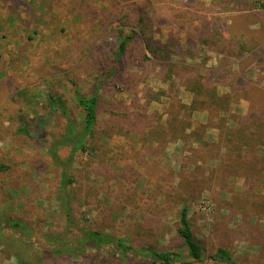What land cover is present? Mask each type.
Instances as JSON below:
<instances>
[{
    "label": "rangeland",
    "instance_id": "1",
    "mask_svg": "<svg viewBox=\"0 0 264 264\" xmlns=\"http://www.w3.org/2000/svg\"><path fill=\"white\" fill-rule=\"evenodd\" d=\"M245 2L250 7L241 10ZM262 6L264 0H0V264H16L4 244L16 237L3 225L12 217L40 234L60 233L62 242L85 229L135 248L177 250L184 204L209 255L193 264H215L210 255L220 248L235 264H264V145L256 136L264 134V69L251 62L245 74L256 90L237 95L219 86L214 105L188 90L184 78L168 79L166 61L212 68L221 62L220 43L227 51L263 44ZM120 30L137 34L106 89L116 107L100 113L93 143L68 169L71 195H60L61 169L42 146L12 131L20 115L48 116L49 138L62 135L69 120L81 131L75 92L90 95L102 67L110 70ZM151 90L164 92L146 108L152 117L127 133L109 112H142ZM49 93L63 96L67 115L58 109L50 116ZM194 104V115L181 110ZM16 244L23 257H35L32 246ZM110 249L91 263L38 264H122Z\"/></svg>",
    "mask_w": 264,
    "mask_h": 264
},
{
    "label": "trees",
    "instance_id": "2",
    "mask_svg": "<svg viewBox=\"0 0 264 264\" xmlns=\"http://www.w3.org/2000/svg\"><path fill=\"white\" fill-rule=\"evenodd\" d=\"M246 3V7H241V10H246L250 5ZM264 8V6H262ZM257 8V7H256ZM124 31H119V40L117 49L114 51L110 70L107 68L101 69V74L96 77L90 95H86L83 92L77 90L75 92V100L78 107L83 114L81 131L75 130V124L69 120L66 130L62 135H56L50 137L44 132L43 123L48 116H38L37 118H28L25 115L18 117V124L12 131V135L21 136L30 140L32 143L42 146L47 156L57 169H61L60 182H59V194H64L70 197L71 192L67 187L72 184V178L69 175L68 169L70 164L77 161L78 154L86 151L88 143L91 146L93 143L96 127L99 124L100 113H108L105 106L116 107L114 101H107L108 98H104L109 81L120 72V66L126 53H128L130 45L135 41L136 32H132L128 35H124ZM151 39L146 40V47L148 50H152L154 44H151ZM227 45H232L233 42L225 41ZM258 43V42H257ZM255 44L251 42V48L247 47V44L236 43L229 51L223 50L221 43L218 44L216 53L220 55L221 62L217 67L206 68L203 66H191L189 64H177L175 62L167 61V66L170 69L168 79H180L184 78V81L188 90L194 93H198L201 98L205 99V102L218 104V92L219 86L230 87L232 94H244L250 90H256V87L245 74L246 69L251 62L255 63L256 68L264 69V43ZM235 44V43H234ZM165 50V47H162ZM237 65V69L235 66ZM180 69L178 71L177 69ZM103 70V72H102ZM175 70V71H174ZM174 72V77H173ZM172 75V76H171ZM173 77V78H172ZM152 90L145 96V104L141 105L142 112H136L134 115L129 114L127 111L123 115L115 114L112 109L110 116H118L121 119L117 122L123 123L127 133L134 131L138 133V129L144 120H149L150 117L147 111V106L155 100L160 102L162 94L157 95ZM48 105L50 107V116L56 110H61L64 115L68 114V107L65 104L63 96L53 95L49 93ZM107 97V94H106ZM153 99V100H152ZM110 102V103H107ZM120 109V106L117 107ZM190 109L192 115L196 113L195 104L189 106H181V110ZM178 117V116H176ZM177 120V118H176ZM253 123L257 122V118H252ZM145 128V127H144ZM38 131V135L33 134V131ZM120 129V128H119ZM178 134V132H177ZM257 139L264 145V134L261 130L257 133ZM53 138V140H52ZM68 150L67 156H64L65 151ZM62 199V196H60ZM67 222L71 220V214H66ZM1 221V220H0ZM5 229H8L14 236L13 238H7V242H4L6 247L13 251L16 256V264H38L40 261L48 260H69L75 258H86L90 263L95 262L99 257H105V248H111L108 256L116 257L122 264H193L203 262L207 255V248L195 234L191 220L190 212L187 204H184L179 214V226L177 233L181 239V245L176 250L173 247L167 249H160L152 245L145 247L135 248L128 244L125 239L117 238L112 234L101 232L99 230H85L81 232L80 238L68 239L62 242L63 235L60 233L47 232L40 234L29 226L23 219L18 217L8 218L3 221ZM37 238L41 239V242L37 241ZM24 244L25 246H32L35 257L32 259L27 255L23 257L19 251L20 248L16 244ZM38 243V245H36ZM59 243L58 245H56ZM51 245V246H49ZM49 246V247H47ZM92 248V249H88ZM43 253V257L38 254ZM210 259L215 264H235L232 259V254L228 249H218L214 254L210 255Z\"/></svg>",
    "mask_w": 264,
    "mask_h": 264
}]
</instances>
